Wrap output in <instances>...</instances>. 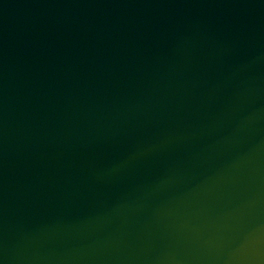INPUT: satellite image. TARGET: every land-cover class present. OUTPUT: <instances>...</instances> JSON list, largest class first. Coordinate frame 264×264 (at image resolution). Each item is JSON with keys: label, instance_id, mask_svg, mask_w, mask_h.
<instances>
[{"label": "water", "instance_id": "95a60500", "mask_svg": "<svg viewBox=\"0 0 264 264\" xmlns=\"http://www.w3.org/2000/svg\"><path fill=\"white\" fill-rule=\"evenodd\" d=\"M0 264H264V0H0Z\"/></svg>", "mask_w": 264, "mask_h": 264}]
</instances>
